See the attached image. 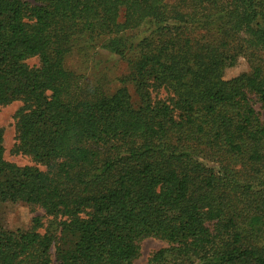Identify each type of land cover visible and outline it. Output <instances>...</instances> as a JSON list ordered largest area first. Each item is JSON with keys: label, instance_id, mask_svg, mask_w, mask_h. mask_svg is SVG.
Here are the masks:
<instances>
[{"label": "trees", "instance_id": "16d2710c", "mask_svg": "<svg viewBox=\"0 0 264 264\" xmlns=\"http://www.w3.org/2000/svg\"><path fill=\"white\" fill-rule=\"evenodd\" d=\"M75 38L123 59L133 93L82 89ZM17 101L36 166L0 131V205L60 238L36 215L0 226V264H53V245L54 264H133L147 238L168 246L146 264H264V0H0V107Z\"/></svg>", "mask_w": 264, "mask_h": 264}, {"label": "rangeland", "instance_id": "374dc122", "mask_svg": "<svg viewBox=\"0 0 264 264\" xmlns=\"http://www.w3.org/2000/svg\"><path fill=\"white\" fill-rule=\"evenodd\" d=\"M101 43L102 40L85 42L81 38H75L71 43V50L65 56V68L75 75L82 89H99L106 94H112L118 88L126 86L133 93L130 85H124L122 82L128 74L126 62L119 56L103 49ZM26 63L29 66H34L38 64V61L33 58L27 60ZM248 71L249 67L246 59L239 57L235 66L225 70L223 78L230 80ZM161 97H163L162 93L158 95V98ZM253 105L261 121L264 122V107L258 102H254ZM23 108L24 105L20 101L0 107V131L3 139L4 158L7 162L19 167L36 166L29 157L16 153V122ZM39 168L45 170L44 167L39 166ZM34 215L42 218V227L38 232L54 235L57 242V238H60L61 220L45 215L41 208H36L33 213L32 209L25 203L1 204L0 226L11 231L27 230L31 227V219ZM167 246L166 242L159 239L147 238L142 240L139 244V255L133 264H146L152 254ZM51 258L54 264V245L51 248Z\"/></svg>", "mask_w": 264, "mask_h": 264}]
</instances>
